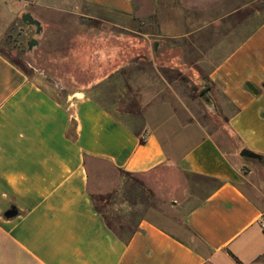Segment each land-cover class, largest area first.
<instances>
[{"label": "crops", "instance_id": "obj_1", "mask_svg": "<svg viewBox=\"0 0 264 264\" xmlns=\"http://www.w3.org/2000/svg\"><path fill=\"white\" fill-rule=\"evenodd\" d=\"M142 3L0 0V264H264V200L241 172L250 165L242 150L264 157V21L209 75L226 106L213 92L202 97L210 131L167 95L145 94L138 113L121 110L131 91L130 48L108 46L114 39L97 21L114 23L95 13L158 21L171 34L174 23L143 13ZM27 14L40 32L24 22ZM32 31L29 56L53 58L49 72L67 89L62 100L13 59L23 41L15 38ZM157 52L149 51L153 61ZM221 132L235 139L231 152L216 140ZM127 176L143 178L183 217L153 208L128 238L117 235L96 199L122 195ZM193 177L216 185L199 191Z\"/></svg>", "mask_w": 264, "mask_h": 264}, {"label": "rangeland", "instance_id": "obj_2", "mask_svg": "<svg viewBox=\"0 0 264 264\" xmlns=\"http://www.w3.org/2000/svg\"><path fill=\"white\" fill-rule=\"evenodd\" d=\"M154 5L159 6L153 8ZM141 7L143 13L154 11L155 18L165 16L174 23L171 25V34L163 35L158 21L147 25L138 21L127 23L124 17L114 12L95 13L114 23L97 21L99 33H106L108 39H114L108 41V46L119 49L128 45L130 48V66L126 76L131 91L128 104L120 106L121 110L138 113L143 107L145 94L158 96L159 99L167 95L180 109L189 107L210 131H214L215 124L202 111V97L213 92L222 108L226 106L223 98L214 89L209 75L218 62L264 21V0H143ZM181 18H184V28H175ZM116 23H123L128 30ZM33 34V31L26 35L20 33L15 38L23 41L18 43L22 47L14 53L13 59L28 78L31 75L54 97L62 100L67 95V89L64 90L61 87L63 84L58 82L57 72H49L52 67L57 69L55 65L48 66L49 60L53 58L29 56L28 42ZM111 35L114 37H110ZM46 48L55 51L57 45L50 41ZM156 49L159 52L153 61L149 51ZM31 64L40 69L44 67L45 71H36ZM66 78L71 86L75 84V76L71 73ZM137 122L138 120L134 124ZM216 140L227 152H231L237 145L227 132L218 133ZM243 158L250 165H244L242 177H249L246 184L250 191L264 200V157ZM251 171L252 175L249 176ZM192 180L195 189L199 191L216 185L200 177H193ZM125 183L124 193L113 201L96 199L97 208L104 213L108 225L120 237L128 238L136 223L153 208L160 209L178 220L183 217L182 209L164 205L151 188L143 183V178L127 176Z\"/></svg>", "mask_w": 264, "mask_h": 264}, {"label": "water", "instance_id": "obj_3", "mask_svg": "<svg viewBox=\"0 0 264 264\" xmlns=\"http://www.w3.org/2000/svg\"><path fill=\"white\" fill-rule=\"evenodd\" d=\"M24 22L29 24V25H33L35 27H37L38 29V32L41 31V25L39 24V22H37L36 20H33V18L31 17L30 14H27L25 17H24ZM33 43L37 44V41L36 40H33L31 43H30V47L33 45ZM241 156L243 157H247V158H257L259 157V155H256V154H253L252 152H249L248 150H242L241 152ZM10 215H16V212L14 210H12L9 214Z\"/></svg>", "mask_w": 264, "mask_h": 264}, {"label": "built area", "instance_id": "obj_4", "mask_svg": "<svg viewBox=\"0 0 264 264\" xmlns=\"http://www.w3.org/2000/svg\"><path fill=\"white\" fill-rule=\"evenodd\" d=\"M262 227H263V229H264V220H263V222H262Z\"/></svg>", "mask_w": 264, "mask_h": 264}]
</instances>
